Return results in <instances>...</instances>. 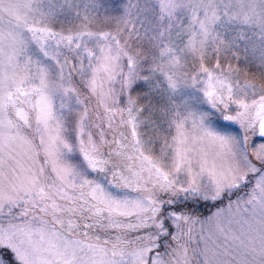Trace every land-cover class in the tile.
Listing matches in <instances>:
<instances>
[{"label":"snow or ice","instance_id":"6c2138e0","mask_svg":"<svg viewBox=\"0 0 264 264\" xmlns=\"http://www.w3.org/2000/svg\"><path fill=\"white\" fill-rule=\"evenodd\" d=\"M0 264H264V0H0Z\"/></svg>","mask_w":264,"mask_h":264}]
</instances>
